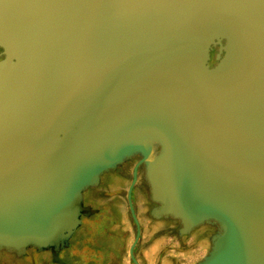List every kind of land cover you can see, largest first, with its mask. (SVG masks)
<instances>
[{"label":"water","instance_id":"obj_1","mask_svg":"<svg viewBox=\"0 0 264 264\" xmlns=\"http://www.w3.org/2000/svg\"><path fill=\"white\" fill-rule=\"evenodd\" d=\"M0 50V249L63 264L140 156L154 217L219 227L198 264H264V0H0Z\"/></svg>","mask_w":264,"mask_h":264},{"label":"flooded vegetation","instance_id":"obj_2","mask_svg":"<svg viewBox=\"0 0 264 264\" xmlns=\"http://www.w3.org/2000/svg\"><path fill=\"white\" fill-rule=\"evenodd\" d=\"M210 56L211 68L217 63V49ZM141 161L140 156L125 161L116 171L104 173L97 188L82 193L83 208L90 214L60 253L63 264H198L208 256L219 227L205 223L181 235L179 221L154 217L158 205L151 201ZM0 264L57 262L50 249L30 247L23 256L0 249Z\"/></svg>","mask_w":264,"mask_h":264}]
</instances>
